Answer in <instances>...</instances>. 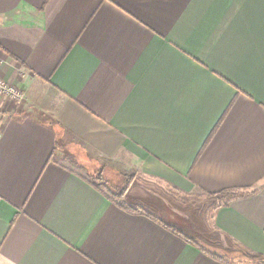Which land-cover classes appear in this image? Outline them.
Listing matches in <instances>:
<instances>
[{
  "label": "crops",
  "instance_id": "0c3cea01",
  "mask_svg": "<svg viewBox=\"0 0 264 264\" xmlns=\"http://www.w3.org/2000/svg\"><path fill=\"white\" fill-rule=\"evenodd\" d=\"M0 79L24 94L0 103V264L230 261L61 160L243 194L210 225L264 256V0H0Z\"/></svg>",
  "mask_w": 264,
  "mask_h": 264
},
{
  "label": "rangeland",
  "instance_id": "374dc122",
  "mask_svg": "<svg viewBox=\"0 0 264 264\" xmlns=\"http://www.w3.org/2000/svg\"><path fill=\"white\" fill-rule=\"evenodd\" d=\"M95 175L101 176L100 181L103 184L106 181V191L112 200L123 202L126 206H135L136 208L155 212L166 224H174L176 228L183 230L186 234H196L202 238L210 235L207 238L212 239V241H214L213 237L216 238V234L218 236L217 242L222 243V246L212 247L211 251L228 260H233V262L239 260L240 256L238 257L237 254L235 255L233 252L226 253V239L210 225V216L215 204L209 196L198 191L188 194L172 193V191L160 189L151 183L146 184L142 178L135 180L134 186L127 194L123 192L124 189H127L126 182L129 179L132 181L135 178L134 175H117L113 171L104 176L101 173H95ZM131 196H137L138 199L142 200L134 201Z\"/></svg>",
  "mask_w": 264,
  "mask_h": 264
},
{
  "label": "trees",
  "instance_id": "16d2710c",
  "mask_svg": "<svg viewBox=\"0 0 264 264\" xmlns=\"http://www.w3.org/2000/svg\"><path fill=\"white\" fill-rule=\"evenodd\" d=\"M62 166H64L69 172H72L76 174L77 176L81 177L88 183H90L95 188H103L106 190V181L105 184H103L100 181L101 176H94V175H88L85 171V169L81 166H78L77 164L70 163L68 161L61 160L59 162ZM102 179V178H101ZM130 183V179L126 182V185L128 186ZM126 189H124L123 192H125ZM210 197L211 201L215 204V206L212 208L213 210L216 207L220 206H226L231 201L239 199L244 197L243 194H239L234 191H225L224 193L221 192L220 194L215 195H207ZM115 205L121 209L127 210L128 212L135 213V214H144L150 218H152L154 221L159 222V215L155 212L147 211V209L142 208H136L135 206H126L123 204V202H117L113 200ZM163 226H165L167 229H170L173 233H175L176 236L183 239L186 243H188L191 246H194V248H197L198 250H201L202 253L215 257L217 259L226 260L225 257L220 256L219 254H215L211 251L212 247H221L222 243H219L218 236L215 234V237H213L214 241L212 239H208L207 237H210V235H207V237L202 238L198 237L196 234H189L184 232L183 230L176 228L174 224H166L161 223ZM225 247H226V253L233 252L236 253L239 257V260L236 262H233V260H230L227 262V264H264V256L258 255V254H251L250 252H247L245 250H242L241 248L234 246L229 240L226 239L225 241Z\"/></svg>",
  "mask_w": 264,
  "mask_h": 264
},
{
  "label": "built area",
  "instance_id": "2783aa9c",
  "mask_svg": "<svg viewBox=\"0 0 264 264\" xmlns=\"http://www.w3.org/2000/svg\"><path fill=\"white\" fill-rule=\"evenodd\" d=\"M24 100V94L19 87L11 85L0 79V103L9 104L13 107L19 106ZM3 135V127L0 125V139ZM1 200V199H0Z\"/></svg>",
  "mask_w": 264,
  "mask_h": 264
}]
</instances>
